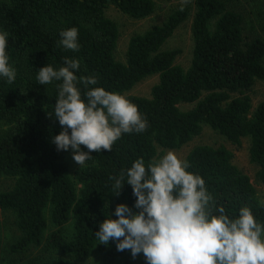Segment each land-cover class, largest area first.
Instances as JSON below:
<instances>
[{"label": "trees", "instance_id": "trees-1", "mask_svg": "<svg viewBox=\"0 0 264 264\" xmlns=\"http://www.w3.org/2000/svg\"><path fill=\"white\" fill-rule=\"evenodd\" d=\"M194 4L193 58L184 69L175 63L181 51H164L163 46L188 20L187 7L132 37L122 63L115 57L119 27L106 10L115 7L143 20L155 13L154 0H0V30L9 33L6 51L17 73L12 84L0 79V178L15 181L12 190L0 194V212H12L21 234L13 253L42 247L85 263L97 250L102 264H134L130 250L118 252L111 242L99 245L94 236L108 216L117 219L113 213L118 204L135 203L129 185L120 196L113 195L110 177L138 158L147 164L158 148L181 149L206 126L236 146L249 139L250 162L264 184V103L253 109L248 95L258 82L264 83V39L246 37L244 17L225 1ZM72 27L79 31L77 52L58 46L60 31ZM64 57L80 61L78 77L95 76L94 87L121 94L159 77L150 98L127 96L148 120L147 130L123 135L111 152L91 153L73 177L66 163L70 151L58 152L52 143L62 130L54 117L55 83L39 85L36 79L47 64L63 66ZM182 105L193 107L184 111ZM233 159L228 149L210 146H198L186 158L188 171L205 180L214 207L236 216L247 206L264 222V201ZM50 264L68 263L57 257Z\"/></svg>", "mask_w": 264, "mask_h": 264}, {"label": "clouds", "instance_id": "clouds-1", "mask_svg": "<svg viewBox=\"0 0 264 264\" xmlns=\"http://www.w3.org/2000/svg\"><path fill=\"white\" fill-rule=\"evenodd\" d=\"M180 3L183 11L191 0ZM59 37V47L79 51L76 27L60 31ZM8 46L9 33L0 30V79L12 84L17 73ZM79 70V60L64 57L63 66L47 64L36 79L39 85L55 83L54 117L62 130L52 143L58 152L70 151L81 168L91 153L111 152L123 135L144 133L148 120L126 95L94 87L97 78L78 77ZM190 167L186 159L167 151L147 164L138 158L110 177L113 195L120 196L129 185L135 203L118 204L113 213L117 219L108 216L99 225L94 233L99 245L112 242L118 252L130 250L133 259L142 253L146 264H264V222L247 206L236 216L214 207L205 180L188 171Z\"/></svg>", "mask_w": 264, "mask_h": 264}, {"label": "rangeland", "instance_id": "rangeland-1", "mask_svg": "<svg viewBox=\"0 0 264 264\" xmlns=\"http://www.w3.org/2000/svg\"><path fill=\"white\" fill-rule=\"evenodd\" d=\"M195 0L184 7L190 9V16L174 35L163 46L164 51L180 50L181 54L176 59V65L188 69L193 58V36L192 25L195 14ZM226 2L229 10L241 14L245 19V35L250 39H264V0H223ZM156 3L155 13L143 20H134L115 7H109L106 10V16L114 21L120 31V39L115 54L116 60L126 62V52L129 41L132 37L143 35L155 26L163 24L168 17L175 11L181 9L180 0H154ZM159 82V77L154 76L138 84L132 91L124 94L126 96H138L150 98L152 88ZM252 100L253 109L264 103V83L258 82L248 93ZM193 105H182L181 109L187 111ZM198 146H210L213 148L224 147L234 155L233 163L244 174L248 175L256 190L260 200L264 201V184L257 180L259 168L250 162V140L243 139L240 146L230 143L219 133L209 127H204L200 136L194 138L190 143L178 150H167L158 148V155H164L167 151L175 152L181 159H186L189 153ZM157 155V156H158ZM66 163L71 177L80 167L72 159L69 152L66 156ZM15 181L13 179L0 178V194L13 189ZM52 231V229H50ZM72 231V226L68 232ZM21 234L17 228L15 217L12 212H0V264H50L57 257L63 258L68 264H102L100 254L95 250L91 258L85 263H79L72 257L48 253L43 248H32L28 251L15 254L11 247L20 239ZM112 243V242H111ZM134 260V264H146V260L141 253Z\"/></svg>", "mask_w": 264, "mask_h": 264}]
</instances>
